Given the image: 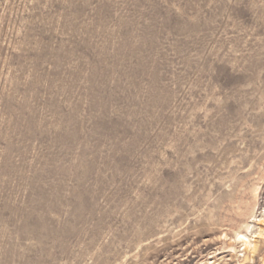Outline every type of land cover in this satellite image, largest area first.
Returning a JSON list of instances; mask_svg holds the SVG:
<instances>
[{
	"label": "rangeland",
	"instance_id": "rangeland-1",
	"mask_svg": "<svg viewBox=\"0 0 264 264\" xmlns=\"http://www.w3.org/2000/svg\"><path fill=\"white\" fill-rule=\"evenodd\" d=\"M263 207L264 0H0V264H261Z\"/></svg>",
	"mask_w": 264,
	"mask_h": 264
},
{
	"label": "bare ground",
	"instance_id": "bare-ground-1",
	"mask_svg": "<svg viewBox=\"0 0 264 264\" xmlns=\"http://www.w3.org/2000/svg\"><path fill=\"white\" fill-rule=\"evenodd\" d=\"M257 225L264 226V220L259 221L257 223ZM249 227H250L249 224H243L241 226V229L235 230L234 231V236L232 238H228V239H230L231 241H239L238 243L243 245V247H244V249L246 251H247L246 247H248L249 249L251 248L252 250H254L255 249V244H253L252 242H254L255 240L251 241L249 239V236H248ZM263 233H264L263 229H259L258 235H257V237H255V239L256 238H260L261 234H263ZM223 237L227 238L226 234H224ZM261 264H264V257L262 258Z\"/></svg>",
	"mask_w": 264,
	"mask_h": 264
},
{
	"label": "built area",
	"instance_id": "built-area-1",
	"mask_svg": "<svg viewBox=\"0 0 264 264\" xmlns=\"http://www.w3.org/2000/svg\"><path fill=\"white\" fill-rule=\"evenodd\" d=\"M261 220H264V207L260 210H257L256 213L254 214L253 218L251 220H249L250 232L248 233V236H249V239L251 241L255 240V237H257V235H258L259 229H263V228H261L263 226L257 225V223ZM263 231H264V229H263ZM239 246H240L239 250H238L239 257L244 259L245 256L248 255V253L244 249L243 245L240 244Z\"/></svg>",
	"mask_w": 264,
	"mask_h": 264
}]
</instances>
